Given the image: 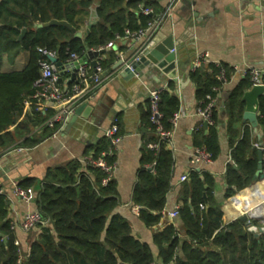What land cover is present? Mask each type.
<instances>
[{
	"label": "trees",
	"instance_id": "1",
	"mask_svg": "<svg viewBox=\"0 0 264 264\" xmlns=\"http://www.w3.org/2000/svg\"><path fill=\"white\" fill-rule=\"evenodd\" d=\"M91 3L90 0H0V146L15 144L19 148H33L60 128L59 125L52 129L45 127L40 134H31L34 123L42 125L54 113L50 108L44 114L36 105H26L36 93L35 83L41 76L40 48L57 50L58 59L64 64L70 53L83 57L89 50L105 49L102 56L108 55L100 57L98 63L108 70L117 57L107 51V45L118 36H125L126 30L146 29L157 14H143V0H99L97 21L89 25L90 32L84 38L75 37L72 28L80 30L77 15ZM144 6L148 8L152 4ZM52 21H67L71 27L45 26ZM40 24L43 27H39ZM23 29L27 32L20 40ZM23 52L29 53L23 69L1 70L4 55L14 64ZM234 72L225 64L206 62L190 73L198 108H206L208 96L217 100L208 136L200 134L197 138L198 147L209 152L212 159L220 152L218 126L222 112L218 103L225 83ZM71 86L72 83L68 88ZM251 86L250 78L245 77L225 101L223 116L227 119L232 159L226 174V197L254 183L260 150L255 144L264 146V98L259 117L260 139L255 128L243 120V96ZM216 88L219 90L215 91ZM176 89L177 82L173 80L160 89L158 109L161 124L167 131L173 129L174 116L181 109ZM23 116L26 120L20 122ZM151 117V100L148 99V133L144 144L147 165L139 172L132 198L133 203L141 207L140 220L153 229L163 217L167 196L173 188L174 156L168 144L160 142L157 125ZM157 142H160L159 150L149 148V144ZM92 157H102L107 165L114 166L115 147L109 139L103 138L95 146ZM152 164H155L154 172L150 168ZM108 176L105 170L85 164L84 160L48 169L35 201L36 211L49 225L39 226V239L32 242L22 264H264V234L256 237L240 219L225 224L223 203L213 194L216 181L208 173L193 170L183 182L179 222L169 224L153 236L158 254L149 243L134 235L125 217L115 213L120 199L114 178L103 184ZM37 183L36 178H26L18 187L33 189ZM9 211L10 200L5 193H0V234L7 238L6 244L0 236V264H17L19 259L16 231L11 229ZM257 222L253 220L252 224L258 226Z\"/></svg>",
	"mask_w": 264,
	"mask_h": 264
},
{
	"label": "crops",
	"instance_id": "2",
	"mask_svg": "<svg viewBox=\"0 0 264 264\" xmlns=\"http://www.w3.org/2000/svg\"><path fill=\"white\" fill-rule=\"evenodd\" d=\"M90 1H92L91 6L81 9L77 15V18H80V30H76L83 33L81 38L88 33L89 25L97 21L96 9L99 0ZM252 1L183 0L159 31L164 36H173L175 42L180 44V59L185 64V68L178 69L176 92L181 99V115L171 130L172 145L168 147L174 156L173 188L167 196L163 217L157 226L150 229L143 224L139 218L141 207L133 203L132 198L139 172L147 165L144 144L145 135L148 133L146 114L150 92L166 88L173 80H170L168 75L153 70L151 66H146L137 76V83L133 80H118L116 76L107 80L88 102L92 111L86 124L82 125V119H79L65 131L63 126L56 137L48 138L33 148H19L15 144L7 147L0 146V193H5L10 200L9 219L20 221L23 215L35 211V198L39 194L40 182L45 178L48 169L64 166L72 161L84 160L85 156H92L95 146L106 138V130L115 123L119 127L121 138L115 146L116 164L113 178L116 181L120 199V205L115 213L125 217L131 223L134 235L141 241L149 243L157 254L153 236L169 224L179 222V216L172 219L169 213L181 208L183 182L180 181V177L189 176L193 170L204 171L215 179L213 194L219 202L223 203L225 224L238 220L244 214H249L244 210L250 207L253 201L262 200L264 196V181L261 180L231 197H226L228 189L226 174L232 159L227 119L222 114L218 126L219 154L209 163L196 164V168L190 167L194 153L199 149L197 138L201 135L208 136L211 125L208 123L206 127V121L197 114L198 102L190 73L195 69L197 62L203 58L207 60V63L225 64L235 70L221 92L218 103L220 108L221 102H225L230 93L244 80L245 77L239 70L261 67L264 64V12L252 11ZM146 3L152 4L148 8H152L155 13H160L165 9L168 0H143L141 8L146 7L144 6ZM146 39L147 35L137 39L127 35L118 36L112 42L113 47L108 48L107 51L117 57L114 61L116 63L119 58H129ZM107 55L101 54L99 58H106ZM28 60V52L21 53L14 64L9 63L4 55L1 70L11 72L23 69ZM86 67L91 73L95 70L92 60L88 61ZM110 69L102 68L103 73ZM60 76L65 86L71 84L69 83L72 76L70 69H66ZM180 79L183 80L182 86ZM252 88L253 86L243 96L244 115L248 110H256L258 126L255 130L260 139L262 136L259 117L261 101L264 97H258L256 102L248 100L246 93ZM50 107V110L54 111L53 106ZM43 113L46 114V111ZM25 120L24 116L19 119L20 122ZM244 123L252 126L249 121ZM41 130V125L34 123L31 134H40ZM18 149L23 151L20 152ZM26 178L38 180L33 188V200L30 202L13 194L14 184ZM27 234L20 229L16 230L17 240L23 246L26 245Z\"/></svg>",
	"mask_w": 264,
	"mask_h": 264
},
{
	"label": "built area",
	"instance_id": "3",
	"mask_svg": "<svg viewBox=\"0 0 264 264\" xmlns=\"http://www.w3.org/2000/svg\"><path fill=\"white\" fill-rule=\"evenodd\" d=\"M183 0H168V3L165 9L157 13L154 16V19L149 22L148 27L139 32H131L130 30H126V35L130 38H140L141 36H146V42L153 40V38L159 33L163 24L166 20L172 17L177 5ZM142 13L145 15H154L155 11L152 8L142 7ZM113 43H109L107 45L108 48H112ZM41 60L39 62L41 69L40 79L35 83L37 87L36 93L26 102V105L29 107L31 105H36L38 109L41 111H46L48 108H51L52 105L54 108V113L50 116L42 125L41 128H55L57 125L60 128L52 135V137H56L60 132L61 128L67 121V118L74 114L75 109L82 104L88 103L96 91L105 84L107 80H110L112 77L114 78L117 74H109L107 76H103V70L101 65L98 63V66L95 67L94 72H90L87 67L81 66L77 80L72 82V86L68 88L65 86L61 80V72L57 67L56 63L51 61V58H59L57 50H50L47 48H40ZM143 48H139L129 59H126L127 67L131 68L132 61H138L140 54L142 53ZM82 57H80L76 53H70L69 58L65 64H70L72 62L80 61ZM207 60L205 58L200 59L195 68L201 66L202 63H206ZM237 71V70H236ZM240 73L244 77H249L252 83V86H261L264 88V64L261 67L249 68L245 70H239ZM112 75V76H110ZM219 90L218 88L215 91ZM149 99L151 100V111H152V122L157 125V131L160 135V142L165 141L168 144V147L172 145V134L171 131H167L163 128L161 124V114L158 109V101L160 100V90H154L150 92ZM209 103L206 108H197V114L203 117L205 121L209 124H213L211 120V114L213 107L216 105V99L208 96ZM180 111L175 114L173 122L175 123L180 118ZM105 136L109 139L112 145L115 147L120 142L121 138L119 136V127L115 123L109 129L106 130ZM160 142L149 144V148L153 150H159ZM255 146L260 150H264V146L256 143ZM18 151H23V149H18ZM105 155V154H103ZM212 161V156L209 152H207L203 148H199L195 151L193 157V163H209ZM85 164H90L93 166H97L102 168L108 173V178L103 181V184L106 185L112 178L113 172L115 170L114 166L107 165L106 161L100 157L99 159H94L92 156L84 158ZM154 165H150L151 170L154 172ZM188 180V175H182L180 177L181 182H185ZM264 181V180H263ZM13 194L22 198L26 202H30L33 200V189H22L18 187V184H14ZM201 208L204 209V205H201ZM249 215V222L256 219H260L261 216ZM169 216L172 219H176L179 216V210H175L169 213ZM258 217V218H257ZM263 220V219H262ZM49 225V221L43 219L39 212L32 211L28 212L22 216L21 220L11 221V229L12 230H22L24 233H28L31 230L42 226L46 227ZM253 225V224H252ZM15 245L19 248V259L17 264L23 263L22 249L20 241H16Z\"/></svg>",
	"mask_w": 264,
	"mask_h": 264
},
{
	"label": "water",
	"instance_id": "4",
	"mask_svg": "<svg viewBox=\"0 0 264 264\" xmlns=\"http://www.w3.org/2000/svg\"><path fill=\"white\" fill-rule=\"evenodd\" d=\"M252 11H257L258 13L264 12V0H253L252 1ZM259 9V10H258ZM48 25H64L67 27H71V25L67 21H52ZM39 27H43V25H39ZM75 37L81 38L83 33L77 31L72 28ZM27 30L23 29L20 35V40L25 36ZM90 31L88 30V33ZM140 48H143L142 53L140 54L138 61H132L131 68L127 67L126 59L119 58L118 61L113 65V67L103 74V76H107L109 74H117L116 77L118 80L126 79L133 80L137 83V76L142 73L143 69L146 66H151V68L155 71H159L162 74L168 75L169 79H173L174 81L178 78V69L185 68V64L180 59L181 48L178 42H175L173 36H164L162 33L156 35L153 40L148 42H142ZM105 49L100 50H89L80 61L72 62L70 64H64L59 61L57 58H51V61L56 63L59 68L61 74L64 73L66 69H70L72 71V76L69 83H72L77 80L78 71L81 66L86 67L88 61L92 60V64L94 67L98 66L99 56L105 53ZM132 56V55H131ZM130 56V57H131ZM129 57V58H130ZM127 58V59H129ZM181 86L183 80H179ZM263 96L264 97V88L261 86H254L249 92L246 93V98L250 101H257V98ZM222 115H225V102H221L220 104ZM92 107L86 103L82 104L75 109L74 114L70 115L67 118V121L64 125V131L68 126L73 125L78 122L79 119H82V125L86 124V121L91 117ZM244 121H249L254 128L258 126L257 112L256 110H248L245 112ZM205 126H208V122H205ZM262 145V144H261ZM264 152L263 150H259V164L258 169L254 177V183L256 184L261 180H264V166H263ZM191 168H196V165L192 163L190 165ZM200 170V168H197ZM205 200L208 202L207 196L205 195ZM242 222H245L248 226L250 232H252L256 237L264 234V226L252 225L249 222V215L244 214L239 217ZM3 237L4 242L7 244V238L4 234H0ZM74 251V249H71Z\"/></svg>",
	"mask_w": 264,
	"mask_h": 264
},
{
	"label": "rangeland",
	"instance_id": "5",
	"mask_svg": "<svg viewBox=\"0 0 264 264\" xmlns=\"http://www.w3.org/2000/svg\"><path fill=\"white\" fill-rule=\"evenodd\" d=\"M253 186V185H252ZM264 198V196H263ZM259 217V216H258ZM263 219V220H262ZM258 222V226H264V216H261L260 219H256ZM37 230V231H36ZM35 231H32L27 234L28 239L26 241V245L23 246L21 243V249H22V256L25 259V254H27L29 247L31 246L32 242L36 241L39 239L40 236V227H37ZM24 261V260H23Z\"/></svg>",
	"mask_w": 264,
	"mask_h": 264
},
{
	"label": "bare ground",
	"instance_id": "6",
	"mask_svg": "<svg viewBox=\"0 0 264 264\" xmlns=\"http://www.w3.org/2000/svg\"><path fill=\"white\" fill-rule=\"evenodd\" d=\"M244 211L254 216H264V198L262 200L253 201L252 205Z\"/></svg>",
	"mask_w": 264,
	"mask_h": 264
}]
</instances>
